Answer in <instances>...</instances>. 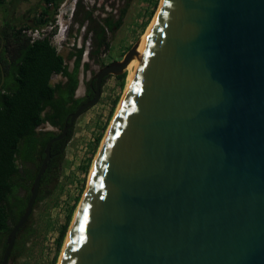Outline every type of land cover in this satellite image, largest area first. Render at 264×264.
I'll return each mask as SVG.
<instances>
[{
	"label": "water",
	"instance_id": "95a60500",
	"mask_svg": "<svg viewBox=\"0 0 264 264\" xmlns=\"http://www.w3.org/2000/svg\"><path fill=\"white\" fill-rule=\"evenodd\" d=\"M140 43L99 69L93 97L47 143L1 264L53 143L135 58L58 264H264V0H163L142 54Z\"/></svg>",
	"mask_w": 264,
	"mask_h": 264
},
{
	"label": "trees",
	"instance_id": "16d2710c",
	"mask_svg": "<svg viewBox=\"0 0 264 264\" xmlns=\"http://www.w3.org/2000/svg\"><path fill=\"white\" fill-rule=\"evenodd\" d=\"M63 1L43 0L44 9L39 13L36 25L33 26L42 27L49 22L53 23L48 17V12L52 7L57 10ZM125 13L126 10L117 21L108 16L104 17V26L94 30L96 48L91 49L93 59L103 47L105 50L109 48L106 29L113 30L120 27ZM28 27L32 26L30 24L16 26L9 23L5 26V48L1 55L5 82L0 89V246L4 248L11 229L25 212L31 186L45 156V147L50 139L60 133L43 130L40 127L50 123L62 130L68 115L94 95L89 81L86 94L82 97L76 96L80 82L83 46L68 55L70 59L74 58L73 68L70 69L66 57L52 43L51 36L47 35L31 42V38L23 32V29ZM92 34L93 32L91 36ZM99 61L101 66L105 65L102 60ZM84 65L89 68L88 63ZM55 74H61L66 80L52 83ZM118 77L122 79L121 86L124 87L126 77L128 78L127 73ZM1 82L0 69V84ZM117 102L116 100L115 103ZM72 134L73 129H70L66 138L53 143L52 158L42 177L35 205L53 193L54 183L59 180L65 148ZM101 140L102 135H99L94 145V153L97 152ZM21 189L26 190V193L21 195ZM80 195L81 193L75 202L80 200ZM74 208L75 205L70 209L67 222L61 229L52 264L57 263L68 234ZM35 231L31 215L17 234L11 257L24 252L26 243L33 237ZM3 253H0V264Z\"/></svg>",
	"mask_w": 264,
	"mask_h": 264
},
{
	"label": "rangeland",
	"instance_id": "374dc122",
	"mask_svg": "<svg viewBox=\"0 0 264 264\" xmlns=\"http://www.w3.org/2000/svg\"><path fill=\"white\" fill-rule=\"evenodd\" d=\"M162 2L163 0H64L57 10L54 7L49 10L48 17L53 23L49 22L42 27L47 35L53 38L58 51L66 57L70 69L74 65V58L68 57L70 52L81 46L84 49L76 96L82 97L86 94L88 82L102 67L99 60L108 64L123 59L126 52L153 25ZM43 9V0H0V30L8 23L16 26L30 24L34 27L36 18ZM125 10L120 27L106 29L109 48L105 50L103 47L93 59L91 49L96 48L94 30L104 26V17L108 16L117 21ZM63 39L65 43L62 42ZM87 63L88 69L84 65ZM124 73L128 75L124 87L121 86L122 79L118 77L119 75L107 76L102 85L99 101L76 119L72 127V138L65 148L59 180L54 183L53 193L34 207L32 223L36 229L35 234L26 243L24 252L11 257L9 264H52L61 229L67 222L70 209L75 205L71 224L73 222L88 189L101 144L127 91L130 67ZM60 80L66 78L61 74L52 77V83ZM40 129L54 130L57 133L61 131L59 127L50 123L43 124ZM99 135H102V140L97 152L94 153V145ZM25 193L26 190H20L21 195ZM80 193V200L75 202ZM65 242L56 264L62 256ZM4 250L5 248L0 246V253Z\"/></svg>",
	"mask_w": 264,
	"mask_h": 264
},
{
	"label": "bare ground",
	"instance_id": "6f19581e",
	"mask_svg": "<svg viewBox=\"0 0 264 264\" xmlns=\"http://www.w3.org/2000/svg\"><path fill=\"white\" fill-rule=\"evenodd\" d=\"M162 5V4H161ZM159 11H160V9H159ZM159 13V12H158ZM157 17H158V15L156 16V18H155V21H154V23H153V25L149 28V30H146V32L144 33V35L140 38V40H141V43H140V46H139V53H143V51H144V49H145V47H146V45H147V43H148V41H149V39H150V37H151V34H152V32H153V30H154V27H155V23H156V21H157ZM138 65H139V59L138 58H135V59H133L130 63H129V65H128V67H127V69L130 67V69H131V74H130V82H129V85H128V88H127V90L129 89V87H130V84H131V82H132V80H133V78H134V75H135V73H136V71H137V68H138ZM126 93H127V91H126ZM126 93H125V95H126ZM124 95V96H125ZM124 98V97H123ZM123 100V99H122ZM121 103H122V101H121ZM121 105V104H120ZM120 105H119V107H120ZM93 169H94V167H93ZM93 171V170H92ZM91 175H92V173H91ZM90 181H91V178H90ZM90 181H89V186H88V189H87V191L89 190V187H90ZM87 191H86V193H87ZM85 193V194H86ZM84 194V195H85ZM82 201V200H81ZM79 207H80V205H79Z\"/></svg>",
	"mask_w": 264,
	"mask_h": 264
},
{
	"label": "built area",
	"instance_id": "2783aa9c",
	"mask_svg": "<svg viewBox=\"0 0 264 264\" xmlns=\"http://www.w3.org/2000/svg\"><path fill=\"white\" fill-rule=\"evenodd\" d=\"M23 32L31 38V42H34L38 39H42L44 38L45 36H47V33L45 31V29L43 27H28V28H25L23 29ZM68 36V35H67ZM68 38H65V40H67ZM63 39V43H65V41ZM51 41L53 43V38L51 37ZM54 44V43H53ZM56 46V45H55ZM57 47V46H56ZM58 49V48H57Z\"/></svg>",
	"mask_w": 264,
	"mask_h": 264
},
{
	"label": "flooded vegetation",
	"instance_id": "af4514ba",
	"mask_svg": "<svg viewBox=\"0 0 264 264\" xmlns=\"http://www.w3.org/2000/svg\"><path fill=\"white\" fill-rule=\"evenodd\" d=\"M11 25V24H10ZM6 26V25H5ZM5 26L0 30V64L1 62V55L3 54L4 48H5V37H4V28ZM3 66V65H2ZM1 69V66H0ZM5 82V80H4ZM4 84V83H3ZM3 86V85H2ZM91 86V85H90ZM92 88V87H91Z\"/></svg>",
	"mask_w": 264,
	"mask_h": 264
}]
</instances>
